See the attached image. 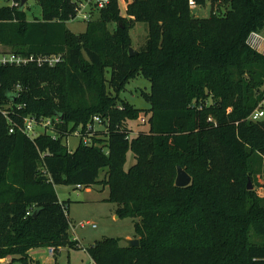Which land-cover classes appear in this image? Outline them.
Instances as JSON below:
<instances>
[{
	"label": "trees",
	"instance_id": "trees-1",
	"mask_svg": "<svg viewBox=\"0 0 264 264\" xmlns=\"http://www.w3.org/2000/svg\"><path fill=\"white\" fill-rule=\"evenodd\" d=\"M10 1L0 9V47L62 60L0 65V264H29L37 247L58 254L78 246L55 187L96 183L141 238L138 246L96 241L86 248L95 264H264V241L252 235L264 236V197L245 196L244 160L264 157V117L250 119L264 100V54L248 43L264 29V0H230L223 15L210 0L204 18L189 0H132L130 26L110 0L79 34L66 25L78 0H36L42 20L28 18L29 0ZM134 23L148 34L132 55ZM140 75L151 83L148 109L121 97ZM4 110L19 124L32 114L60 125L33 139L11 133ZM142 113L148 130L132 135ZM78 129L93 133L92 144L70 150ZM129 150L135 163L126 169ZM17 164L21 174L12 172ZM178 166L196 180L177 186Z\"/></svg>",
	"mask_w": 264,
	"mask_h": 264
},
{
	"label": "rangeland",
	"instance_id": "rangeland-1",
	"mask_svg": "<svg viewBox=\"0 0 264 264\" xmlns=\"http://www.w3.org/2000/svg\"><path fill=\"white\" fill-rule=\"evenodd\" d=\"M132 0H119L121 13L126 18L127 25L132 24V20L127 16L126 6ZM10 0H0V9L5 6H11ZM231 7L230 0H216V14L223 15ZM212 11L211 1L206 0L204 4H197L192 8V14L198 18L210 16ZM93 18L98 10L93 9ZM26 13L30 20L43 19L42 8L36 0H29ZM67 27L75 34L82 33L87 28V21L81 17H77L67 22ZM134 50H139L146 41L148 29L146 24L134 23L130 29ZM264 35V29L261 31ZM264 48V42L260 50ZM10 48L1 46L0 50H8ZM259 50V49H258ZM264 89V86H263ZM151 90V83L143 76H137L132 79L122 92L121 97L129 103L135 105L139 109H148L150 103L147 100L144 92L149 93ZM145 115L142 113L137 121L131 122L134 128V134L138 130H148V125L143 122ZM60 125L57 122L55 126ZM99 128L104 125L97 123ZM70 150H74L79 144V135L74 132L70 134L66 140ZM244 160L248 162L249 172L245 182V196L248 192H253L256 195L264 197V157L256 152H252L249 157ZM135 163V158L132 150L127 154V163L125 168H130ZM244 163V165H247ZM13 173H22V167L17 164L12 169ZM105 179V171L99 175V180ZM196 178L193 175L192 181ZM56 192L61 201H66L69 204V236L72 240H78V246L74 248H62L60 253L51 254L48 247H37L31 252V261L29 264H95L86 248L96 243L102 238L116 237L125 241L126 238H137L140 240L141 236L137 235L133 220L130 216L122 214L118 210V205L109 199V188L101 183H96L91 187L85 188L84 186L76 187L73 185H57ZM89 221L90 224L82 225V222ZM92 224H95L94 227ZM253 237L257 241H264V236L253 232ZM35 255V256H34ZM38 259V260H37ZM5 260L1 259L0 263Z\"/></svg>",
	"mask_w": 264,
	"mask_h": 264
},
{
	"label": "built area",
	"instance_id": "built-area-1",
	"mask_svg": "<svg viewBox=\"0 0 264 264\" xmlns=\"http://www.w3.org/2000/svg\"><path fill=\"white\" fill-rule=\"evenodd\" d=\"M110 0H78L77 6V17H81L85 21H90L93 19V9L98 10L106 6ZM191 8L196 7L197 3L195 0H189ZM11 5H14L13 3ZM17 5V4H16ZM264 42V37L261 33L253 31L251 32L248 43L252 48L259 49ZM261 52V51H260ZM62 60V56L57 54H44V55H35L29 54L24 55L20 53H16L13 51H3L0 50V65H11V66H24L30 63H35L38 66H54ZM3 114L7 116V118L11 121L9 131L11 133L16 131L18 128L21 132L29 136L30 138H35L40 134H44L47 132H53V128L56 123L59 122L56 119L54 122L51 118H40L38 119L35 115L28 114L22 117V124L16 123L14 119L8 116L7 112L4 110ZM264 117V100L260 103L259 107L255 109L250 115V119L256 121L260 120ZM146 116L143 117V122H146ZM95 123H100L101 118L99 116L94 117ZM79 135V143L83 141L84 144H92V137L94 136L92 132L82 133L80 129L74 132ZM68 207L65 206V209ZM90 224L89 221L82 222V225ZM94 227L95 224H92ZM51 253L53 251L51 250Z\"/></svg>",
	"mask_w": 264,
	"mask_h": 264
},
{
	"label": "water",
	"instance_id": "water-1",
	"mask_svg": "<svg viewBox=\"0 0 264 264\" xmlns=\"http://www.w3.org/2000/svg\"><path fill=\"white\" fill-rule=\"evenodd\" d=\"M27 0H24L23 2H21V7H24L25 5V2ZM137 51L134 50L132 47L130 48V54H136ZM191 176L190 174L184 169L182 168L181 166H178V174H177V178H176V185L177 186H187L191 183ZM126 243L129 245V246H138L139 245V239L137 238H126L125 239Z\"/></svg>",
	"mask_w": 264,
	"mask_h": 264
},
{
	"label": "crops",
	"instance_id": "crops-1",
	"mask_svg": "<svg viewBox=\"0 0 264 264\" xmlns=\"http://www.w3.org/2000/svg\"><path fill=\"white\" fill-rule=\"evenodd\" d=\"M263 37H264V35H263ZM261 51V53H263L264 54V48L262 49V50H260ZM69 204H68V212H70V209H69ZM49 249V248H48ZM49 252L51 253V250L49 249ZM52 254V253H51ZM35 256V255H34ZM38 260V259H37Z\"/></svg>",
	"mask_w": 264,
	"mask_h": 264
}]
</instances>
